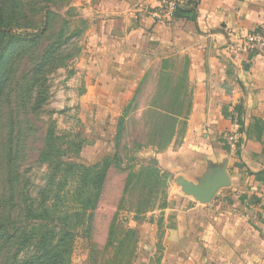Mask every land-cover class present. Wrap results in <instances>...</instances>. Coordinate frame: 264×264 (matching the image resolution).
Returning <instances> with one entry per match:
<instances>
[{
	"label": "crops",
	"instance_id": "0c3cea01",
	"mask_svg": "<svg viewBox=\"0 0 264 264\" xmlns=\"http://www.w3.org/2000/svg\"><path fill=\"white\" fill-rule=\"evenodd\" d=\"M158 4L74 0L88 24L85 100L117 119L128 109L140 119L165 116L152 101L163 77L180 71L189 114L174 116L163 149L140 154L175 181L163 210L161 264H264V59L245 47L264 21V0H200L195 20L169 25L155 20ZM231 132L238 148L224 141ZM221 177L229 186L208 204L177 185Z\"/></svg>",
	"mask_w": 264,
	"mask_h": 264
},
{
	"label": "rangeland",
	"instance_id": "374dc122",
	"mask_svg": "<svg viewBox=\"0 0 264 264\" xmlns=\"http://www.w3.org/2000/svg\"><path fill=\"white\" fill-rule=\"evenodd\" d=\"M44 1H48L52 12H57L46 42H56L54 45L59 47L57 42L63 36L68 43L59 50L58 57L50 65L51 71L47 70L37 79L38 89L32 102V108L38 112L35 121L45 139L52 134V146L64 152L63 161L67 166L84 165L91 172L85 182L76 183L75 171L59 166L58 161H53L52 165L21 161V188H25L27 195L31 193L35 204L42 206L43 200H49L46 206L53 213L43 219L44 224L50 226L49 230L54 231L55 240L64 234L73 235L69 264H161L160 251L165 249L167 231L163 210L169 204L175 181L158 166L145 165L147 159H142L140 154L154 147L152 144L163 149L178 121L174 116L187 118L191 102L187 95L182 96L183 74L175 71L169 81L163 77L153 98L152 103L165 110V116L148 113L140 119L128 109L117 119L116 114L100 111L97 105L90 107L89 103L95 100L87 102L84 97L87 83L84 77L92 70L85 38L88 24L74 6V0H31L37 6ZM11 30L22 36L35 33L14 25ZM8 55L7 48L0 58V78L4 76L3 63L9 59ZM36 58L30 55L29 68ZM25 68L24 65L22 72ZM119 131L120 138L117 137ZM118 139L121 145L117 149ZM136 142L142 146L140 149L135 146ZM117 150L121 158L118 161L115 158ZM107 168L102 201L94 215L89 218L64 215L63 208L77 207L75 201L66 202L71 195L67 192L76 187L90 188L96 174L105 173ZM130 168L131 180H127ZM37 194H42L41 199ZM26 254L25 248L19 255L20 262Z\"/></svg>",
	"mask_w": 264,
	"mask_h": 264
},
{
	"label": "trees",
	"instance_id": "16d2710c",
	"mask_svg": "<svg viewBox=\"0 0 264 264\" xmlns=\"http://www.w3.org/2000/svg\"><path fill=\"white\" fill-rule=\"evenodd\" d=\"M199 2L188 0L184 8L177 10L176 18L195 20ZM39 4L37 6L31 0H0V58L7 48L9 51V59L3 63L4 76L0 78V264H69L72 250L73 235L64 234L55 240L54 231L44 224L43 218L46 215L49 218L53 213L46 206L49 200H43L42 206L35 204L31 193L27 195L25 188H21V161L51 165L53 161H58L59 166L75 171L73 179L76 183L85 182L91 172L84 165L67 166L63 161L64 152L52 146V134L49 133L45 139L35 121L38 112L32 108V102L38 89L37 79L47 70L51 71L50 65L55 62L59 50L68 43L63 36L57 42L60 43L59 47L54 45L56 42H46L57 12H52L48 1ZM12 25L19 29H32L35 33L30 36L13 34ZM30 55L37 58L29 68ZM24 65L26 68L22 72ZM117 137H121L120 131ZM118 141L117 149L121 145ZM135 146L139 149L142 147L139 143ZM115 158L121 160L118 150ZM109 168L105 169V173L96 174L90 188L81 190L76 187L67 192L71 195L66 202L75 201L77 207L63 208L64 215L88 218L94 215L102 201ZM84 174L86 177L83 178ZM131 174L130 168L127 180H131ZM41 195L37 194L39 198ZM133 212L136 214V209ZM40 218L41 221L38 220ZM25 248L27 254L20 262L19 255Z\"/></svg>",
	"mask_w": 264,
	"mask_h": 264
},
{
	"label": "built area",
	"instance_id": "2783aa9c",
	"mask_svg": "<svg viewBox=\"0 0 264 264\" xmlns=\"http://www.w3.org/2000/svg\"><path fill=\"white\" fill-rule=\"evenodd\" d=\"M187 2L188 0H159L157 10L154 13L155 20L163 25L172 24L176 19L177 10L186 6ZM245 47L264 59V21L248 37ZM224 141L231 148H238L241 143L239 135L234 132L226 134Z\"/></svg>",
	"mask_w": 264,
	"mask_h": 264
},
{
	"label": "water",
	"instance_id": "95a60500",
	"mask_svg": "<svg viewBox=\"0 0 264 264\" xmlns=\"http://www.w3.org/2000/svg\"><path fill=\"white\" fill-rule=\"evenodd\" d=\"M177 184L182 187V190L186 195L194 197L201 203L208 204L213 201L218 190L229 186V181L226 177H221L218 179L207 180L202 187L195 186L185 180H178Z\"/></svg>",
	"mask_w": 264,
	"mask_h": 264
}]
</instances>
